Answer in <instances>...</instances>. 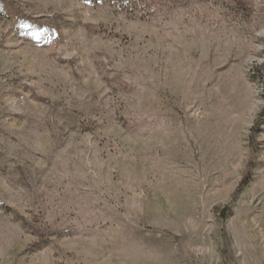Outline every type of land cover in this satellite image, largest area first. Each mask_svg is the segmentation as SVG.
Segmentation results:
<instances>
[{
    "label": "rangeland",
    "instance_id": "obj_1",
    "mask_svg": "<svg viewBox=\"0 0 264 264\" xmlns=\"http://www.w3.org/2000/svg\"><path fill=\"white\" fill-rule=\"evenodd\" d=\"M226 240L264 264V0H0V264Z\"/></svg>",
    "mask_w": 264,
    "mask_h": 264
},
{
    "label": "trees",
    "instance_id": "obj_2",
    "mask_svg": "<svg viewBox=\"0 0 264 264\" xmlns=\"http://www.w3.org/2000/svg\"><path fill=\"white\" fill-rule=\"evenodd\" d=\"M245 179H246V177L244 179H242L243 180L242 183L243 182L245 183V181H246ZM228 212L229 211L227 209L220 210V211L218 210L219 216L222 217V218H225L227 216ZM228 251L229 250H228V245H227V240H226V242L224 243V247H223L224 263L225 264H232L231 259L229 258Z\"/></svg>",
    "mask_w": 264,
    "mask_h": 264
}]
</instances>
